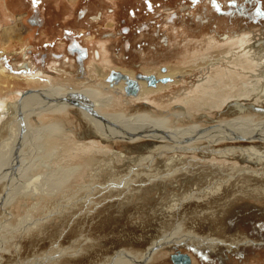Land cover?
I'll use <instances>...</instances> for the list:
<instances>
[{
  "label": "rangeland",
  "instance_id": "1",
  "mask_svg": "<svg viewBox=\"0 0 264 264\" xmlns=\"http://www.w3.org/2000/svg\"><path fill=\"white\" fill-rule=\"evenodd\" d=\"M2 4L12 18H15L18 13H24V23L32 27V32L26 36L0 35V51L3 49L5 52V63H0V66L4 64L9 68L6 71H0V115H4L2 112H6L0 122V166L5 165L6 154L17 135L13 128L15 112L18 110L16 100L19 98L16 90L23 91L28 87L52 88L50 83L44 79L45 77L51 78L54 85L60 82L68 84V91L75 88L77 80L81 81V84L86 83V86L93 85L97 89L103 90V87L110 83L108 76L113 68L126 71L132 77L136 75V72H150L151 74L161 72L171 77V81L168 82L171 84L170 86L161 89L155 87L150 89L145 86L144 88L149 89H143L142 92L144 90L149 92L139 99L121 95V104L117 102V106L112 108L109 114L120 118L134 115L139 119L157 117L163 120L166 116L170 117L172 114H176L178 117L182 115L181 119L185 123H191L190 120L188 121V117L186 119L184 112H190L187 111L189 106L194 109L197 107L196 103L201 102V94L194 91V87L204 83L207 75L213 77L216 74V71L212 69L210 72L206 71L209 64L205 66L202 60L197 63V60L191 59L194 51H200L206 47L208 35L214 36L220 43H226L230 38L237 37L236 34H242L247 29L255 35V47H264V19H262L263 23L259 24L247 22V19L243 17L231 18L217 13L216 9L211 6V0H0V7ZM171 12H175L179 16V19L173 24L169 20ZM206 14L210 17L209 21L206 20ZM200 15L205 17L204 22H199L197 19ZM35 16L38 18L41 16L43 19L41 24L30 19ZM11 21L9 19L7 23ZM123 25L128 26L127 31H122ZM109 33L114 35H109ZM227 35L229 36L226 38ZM166 37L169 38V43L165 41ZM72 39H78L89 49V57L85 60L86 73L84 75L79 70L75 56L66 48V43H70ZM103 45H105L106 51L102 48ZM27 47L32 50L29 54L25 52ZM98 51L101 55L100 59L97 58L96 52ZM56 52H61L62 57L55 56ZM43 53L47 55L43 57L44 61H41ZM24 62L27 64L32 62L37 71L41 70L42 78L31 79L26 75H19L18 71H22L19 65ZM197 64L198 66L202 64L200 69L195 67ZM55 65L60 69L57 72L53 69ZM202 66L206 68L203 70L204 73ZM210 66H212L211 63ZM97 67L101 69V74L96 70ZM164 68L166 71H162ZM10 70L14 73H11ZM24 71L27 73L29 70L24 69ZM224 76L227 78L225 73ZM229 81L231 83L228 82L230 84L228 89L233 84L232 79ZM161 85L165 86V84ZM62 87L59 92H68L66 90L68 87L65 86V89L64 86ZM221 87L224 91L225 84ZM109 92L115 93L111 90ZM188 92H190L189 95ZM33 95L28 97H33ZM118 95L115 94L117 97ZM187 99L191 101H187ZM30 104L33 103L30 102ZM36 105L35 109L43 112L33 116L31 110L26 111L30 112L28 115L29 127L40 131L42 127L46 126L48 133L43 128L44 132L51 135L46 137L47 141L43 139L40 148L37 147L36 157L39 156L40 161L55 164V166L59 165L63 169L79 167L82 163L88 162L94 154H88L86 150L78 148L81 145L79 142L84 139L82 134L85 132L86 126L81 111L73 106L57 110L54 106H52L54 108L41 109L40 103H36ZM201 112L204 111L201 110ZM206 113L213 116L216 114V112L211 113L208 110ZM171 117L175 118L174 115ZM15 124L17 129V121ZM55 130L59 135L54 134ZM61 134L67 135L68 138L63 140ZM90 138L88 137L86 140H90ZM120 140L111 141L109 144L103 142L97 148L104 149L103 147L107 144L109 150L126 151L131 147L130 150L135 152L134 143H125ZM135 154L137 153L135 152ZM95 156L96 159L101 157L106 159L110 164L109 176L117 175L123 169L120 167L122 164L116 161V155L106 153L103 156L102 154ZM2 159L4 160L2 161ZM203 161H207L208 167L211 166L209 158L200 162ZM95 165L98 167L93 171L96 176L86 177L93 178L95 183L108 182L107 179L101 183L102 175L97 172L100 168L99 162H96ZM194 166L196 169L197 165ZM83 171H87V167ZM199 177L198 175L196 177L198 179L195 178L193 181L200 183ZM116 179L118 178L116 177ZM81 181L77 177V179L69 181L67 188H75L73 194L76 199L86 196V193L91 191L89 196L92 197L93 202L87 205L88 207L80 204L75 206L77 204L72 202L75 200L74 198L68 204V199H65L69 197V194L65 192H63L64 194L58 193L55 198L50 197L51 202L44 201V205L41 204L40 207L45 209V213L51 212L54 203L56 205L59 202V205L70 206L67 207V211H64V215L55 221L51 219L47 228L36 229L32 232V236L24 234L26 238L23 240L18 239L15 242L13 240L14 247L6 245V250L10 251H0V264H35V258L37 256L39 258L45 251L50 250V247L57 241L62 247L59 250L58 264H102L106 263L120 249L132 254L145 252L153 240L162 238L164 232H173L175 236L194 234L206 239L217 238L232 243H241L245 240H264V234L257 233L260 225L264 226V198L241 196L236 193L233 186L226 187L217 194H212L213 196L209 195L208 191L206 194L201 193V188H198L196 200L175 207L174 210L168 211L167 215H160L162 208L174 205L172 204L174 198H180L186 191L195 190L192 189L196 188L195 182L187 181L185 185V180L180 179L179 185H182L183 188L176 187L177 185L168 186L163 191L157 192H146L147 189L137 192V187H131L132 194H127L125 203L116 205L115 202L111 207L103 203L101 198L106 193L102 194L97 186L88 189L81 196H76L78 193H76V189ZM202 182L203 186L207 185L204 178ZM91 184H93L92 181ZM203 192L205 191L203 190ZM71 206L75 207L70 210ZM28 210V208L23 210L19 206L18 208L14 206L11 212L15 214V220L1 216V213L0 220L17 225L22 221L19 219H22ZM42 211L35 208L32 214L37 216L42 214ZM49 214L51 213L46 215ZM162 220L165 221L164 224H160ZM262 231L264 232V229ZM16 236L19 237V234H11L9 237L16 239ZM33 240H37V242ZM189 246L181 244L178 246V250L188 252L194 259L197 258L199 261L197 264H264V248L261 251L258 249L256 253L253 249L245 250L248 253L246 257L241 252L231 253L229 254L230 259H224L223 262L218 260L219 262L213 263L208 259H219L218 255L221 253L199 256L197 251L193 250L197 245ZM172 251L171 253H173ZM74 254L78 255L71 259ZM149 264H173V262L168 254L157 257Z\"/></svg>",
  "mask_w": 264,
  "mask_h": 264
},
{
  "label": "bare ground",
  "instance_id": "2",
  "mask_svg": "<svg viewBox=\"0 0 264 264\" xmlns=\"http://www.w3.org/2000/svg\"><path fill=\"white\" fill-rule=\"evenodd\" d=\"M206 15V20L209 21L210 17L208 14ZM198 20L204 22L205 17L202 15L201 19ZM109 35L113 34L109 33ZM235 36L237 37L233 36L226 43H220L214 36L208 35L206 47L193 52L191 58L193 61L197 60V63H199L202 60L205 66L209 64L206 71L210 72L212 69L216 71V74L213 77L207 75L204 83L194 87V91L201 94V102L196 103L195 110L192 109V106H189L187 111L190 112H184L186 113L184 114L186 119L188 117V121L190 120L191 123H185L181 119L182 115L178 117L176 114H172L175 118L171 117L172 115L170 117L165 115L164 120L157 117L139 119L134 115L120 118L109 114L111 109L120 103L121 95L139 99L149 92L147 90L142 92L143 89H149L144 88L145 86L150 87V89H153L152 87L161 89L170 86L171 84L168 82L171 81V77L161 72L156 76L153 75L156 78L164 76L168 79L165 81L158 80L154 85L148 84L143 77H137L139 89L136 94L126 92L123 77L119 80L108 79L110 84L105 86L103 84V90L97 89L93 85L86 86V83L81 84L79 80H77L75 88H71L69 91V85L62 84L61 87L64 86V89L65 86L68 87L66 89L68 92H59V83L54 85L55 83L51 78L45 77L44 79L50 83L49 85L52 88H38V91L25 95L20 101L18 98L16 100L18 110L15 112L13 127L17 133L16 139L13 144L11 142L12 146L6 154V160H4L5 158L2 159V161H5V165L0 166V213L1 216L13 220L15 214L11 211L14 206H17V208L19 206L23 210L28 208L29 210L25 212L22 219H19L22 221L17 225L0 220V251H10L6 250V247L9 245L14 247L15 241L26 238L24 234L32 236V232L36 229L47 228L48 222L52 221L51 219L55 221V219L64 215V211H67V207L70 205H59V202L55 205L54 203V208L50 209L51 212L46 213L45 209L40 207L41 204L44 205L46 200L51 202L50 197L55 198L58 193L65 192L69 194V197L65 199H68V204L75 198L72 201L73 204H77L75 206H79V204L87 206L93 202L92 197L89 196L91 191L89 190L90 192H87L86 196H81V194L97 186L102 194L106 193L101 198L103 203L112 207L115 202L116 205L125 203L127 194H132L131 187H137V192L144 189H147L146 192L163 191L168 186L174 187L176 185V187L183 188L182 185H179L180 179L185 180L184 184L186 185L187 181L195 182L193 180L199 175L200 183L195 182L196 188H192L195 190L186 191L180 198H174L172 203L174 205L162 208L160 215H167L169 214L168 211L174 210L175 207L196 200L197 197L195 196L199 192L198 188H201L200 192L203 194L208 191L209 195H215L222 189L233 186L237 191L236 193L241 196L264 198V47H255V35L251 31L246 30V32ZM165 41L169 43V38L166 37ZM102 48L106 51L105 45ZM69 49L77 51V56L81 54V50L78 52L77 49H71L70 47ZM60 56L62 55L58 57ZM94 56L96 58V55ZM97 58H101L99 51ZM78 61L82 65V60L78 59ZM210 63L212 66H210ZM201 65L198 66L197 64L195 67L200 69ZM19 67L23 70V72L17 70L19 75L23 74L31 79L42 78L41 70L37 71L32 62L19 65ZM204 68L202 66V72L206 69ZM24 69L29 71L26 73ZM53 69L56 72L60 70L57 65ZM84 69V73H86L85 66ZM6 70H8L6 67H1L0 71ZM96 70L100 73L101 69L97 67ZM162 71H166V69L164 68ZM10 72L14 73L11 70ZM145 73L150 74V72ZM127 74L132 77L130 73L127 72ZM83 75L81 76L84 77ZM231 79L233 84L228 89L229 83H231L229 80ZM206 83L207 85H205ZM161 84H165V86ZM223 84H225L224 91L221 87ZM33 89L37 90V88ZM110 90L115 93L112 94L109 92ZM16 92L20 97L24 90H16ZM115 94L120 96L117 97ZM189 94L190 92H188ZM30 95H33V97H28ZM45 95L49 96L50 99L43 97ZM56 97H59V101L56 100ZM187 101L191 100L187 99ZM30 102L33 104H30ZM80 102H84L82 104L89 107V109L80 105ZM36 103H40L41 109L56 107L57 110H63L73 106L81 111L86 126L85 132L82 134L84 139L79 142L81 145L78 148L86 150L88 154H94L88 162L82 163L79 167L63 169L59 165L55 166V164L40 161L39 156L36 157L35 151L41 147L43 139L45 140L46 137L51 136L46 134V126L42 127L40 131L29 127L28 115L30 112L27 113L26 111L31 110L33 116L43 112L35 109ZM201 110L204 112H201ZM206 110L211 113L216 112L215 116L206 113ZM2 113L4 115H0V122L6 112ZM54 134L59 135L56 130ZM66 136L61 134L63 140L68 138ZM88 137H91L90 140H86ZM118 140L125 143H134V151L137 154L130 150L131 147L127 148L126 151L107 149V144ZM103 142L107 143L103 147L104 149H98L97 147ZM44 144L47 143L44 142ZM106 153L116 155V161L122 164L120 167L123 169L117 175L109 176L110 164L106 159L102 157L96 159L95 155L102 154L103 156ZM207 158H209L210 167L206 165L207 161L200 162L207 160ZM96 162H99L100 165L97 172L102 175L103 181L101 183L107 179L108 182L105 181V183L100 184V182L95 183L93 178L88 179L90 176H96L93 172L98 168L95 165ZM194 165H197L196 169ZM86 167L87 171H83ZM77 177L82 180L76 189V193L78 192L76 196H81L79 199H76L73 194L75 188H67L69 181L75 180ZM64 178L65 180H63ZM203 178L207 183V185L204 184L205 186L201 184ZM91 181L93 184H91ZM81 199L83 200L80 201ZM75 206L69 207L70 210ZM35 208L43 210L42 214L33 216L32 212L35 211ZM47 213L51 214L47 216ZM164 223V220L160 222V224ZM11 234H19V237L16 236L17 238L14 239L9 237ZM33 241L37 242V240ZM220 243H224L228 248L233 247L231 243L219 239L213 241L194 234L175 236L173 232H164L162 238L153 240L145 252L132 254L120 249L106 263L102 264H149L159 256L170 255L171 251L174 250L173 248L176 249L181 244L185 246L199 245V247H209L212 250V248L220 246ZM246 243L250 244V240ZM54 244L50 247V250L45 251L39 258L38 256L35 258V264H58L59 250L62 247L58 241ZM78 254L71 256V259H74ZM188 255L190 260L186 264H191V256L189 253ZM194 264H197V262H194Z\"/></svg>",
  "mask_w": 264,
  "mask_h": 264
},
{
  "label": "flooded vegetation",
  "instance_id": "3",
  "mask_svg": "<svg viewBox=\"0 0 264 264\" xmlns=\"http://www.w3.org/2000/svg\"><path fill=\"white\" fill-rule=\"evenodd\" d=\"M252 3H253V6H252ZM211 6L214 7V9H216L217 13H222L224 15H227V16L231 17V18L238 16L240 18H242V17L246 18L247 22H253V23L257 22L259 24L263 23L262 19H264V0H211ZM224 6H226V7H224ZM201 17H202V15H200L197 19H201ZM31 18H33V17H31ZM177 19H179V16L177 15V13L175 14V12H171V14L169 15V20H170L171 24L175 23V21ZM127 30H128V26L127 25H123L122 26V31H127ZM111 34H113V33H111ZM73 41L74 42L78 41L80 45L84 46L81 43V41H79L78 39H72L70 44H72V43L74 44ZM126 44L128 45V43H126ZM127 45H126V47H127ZM68 46H69V42L66 43V48H67V50L69 52L72 51V50H70L68 48ZM60 57H62V56H60ZM88 57H89V49L88 48H87V55L85 56V58L82 59V65H81V62L78 61V59H77V54L75 56V58L77 60V63H78L79 70H80V72L82 74L85 72V70H84L85 60ZM118 71L121 72V73H126L127 74L126 71H121V70H118ZM127 75H129V74H127ZM154 75L156 76V74H154ZM121 78L122 77L120 76V78L117 77V78H114V79L119 80ZM263 223H264V221H263ZM260 226L261 227H260L259 230H257V233L262 235V234H264V232L262 231V229H264V226L263 225H260ZM248 239H252V238H248ZM211 240L214 241V240H218V239L214 238V239H211ZM219 240H221V239H219ZM222 241H227V243H231L233 245V247L228 248V246L224 245V243H222V244L220 243L221 244L220 246L214 247V249L212 248V250L209 247H207V248H205L204 246H203L204 248L199 247V245H197L196 248H193V250L197 251L199 256L200 255H203V256H207L208 255V256H210V255H212L213 253H216V252L217 253H221V254L218 255L219 259H217V258L208 259V261L211 260L213 263H217V262H219L218 260L223 262L224 259H230V255L229 254H231V253L237 254V252H241V254H244V256L246 257L247 254H248V253H246L247 250H250V249L252 250L253 249L255 251L254 253H256L258 251V249H260V251H261V249L264 248V240H259V239L257 241L250 240V244L246 243L249 240H245L244 242H241V243H232L231 241H228V240H222ZM232 241H235V240H232ZM191 246L192 245H190L189 247H191ZM219 247H221V248H219ZM178 249L179 248L177 247L176 250L173 251V253H176L177 251H180ZM173 253H170V259H171V254H173ZM186 253H188V252H186ZM205 254H207V255H205ZM191 260H192L191 264H194V262H197V263L199 262L197 258L194 259V257H192V256H191ZM171 261H172V259H171Z\"/></svg>",
  "mask_w": 264,
  "mask_h": 264
},
{
  "label": "water",
  "instance_id": "4",
  "mask_svg": "<svg viewBox=\"0 0 264 264\" xmlns=\"http://www.w3.org/2000/svg\"><path fill=\"white\" fill-rule=\"evenodd\" d=\"M31 19L34 20V18H31ZM69 47L71 49H77L78 52H79V50H81V54L77 56L79 60L80 59L82 60L83 57H85L87 55V48H86V46L80 45L78 41H75L74 44L73 43L72 44H69L68 48ZM54 54H56L58 56L59 55H62L61 52H56ZM45 55L46 54L43 53L41 61H44V58L43 57ZM39 58H41V57H39ZM8 65H10V64H8ZM120 76L125 79V90H126V92L127 93H131V94H136L137 91H138V89H139V83H138L137 77H143V78H145L147 80V83L148 84H151V85H154L155 82L158 81V80L165 81V80L168 79V77H164V76L163 77L156 78L153 74H146V73H143V72H136V76L135 77H130L126 73L121 74L118 70H116L114 68L111 69V71L109 73V76H108V79H113V78H117V77H120ZM35 91H38V89L35 90V89L31 88V87L26 88L24 90V92L22 93V95L19 97V101L25 95L30 94V93L35 92ZM41 92H43V91H41ZM43 97H45L47 99H50V97L47 96V95H45ZM56 100L59 101V97H56ZM76 103H78V102L76 101ZM82 103H84V102H80L79 104L82 105V106H84V107H87V106L83 105ZM87 109H89V107H87ZM171 259H172V261H173L174 264H186L190 260L188 253L181 252V251H177L176 253L171 254Z\"/></svg>",
  "mask_w": 264,
  "mask_h": 264
},
{
  "label": "crops",
  "instance_id": "5",
  "mask_svg": "<svg viewBox=\"0 0 264 264\" xmlns=\"http://www.w3.org/2000/svg\"><path fill=\"white\" fill-rule=\"evenodd\" d=\"M23 15H24V13H18V14H16L15 18H12L10 16V14L7 13V11L5 10V8L3 7V4H2V6L0 7V35H3V36H19V35L20 36H26L27 34L30 35L31 34L30 32H32V27H30L29 25H28L29 26L28 27L27 24L24 23L25 17H23ZM33 18H34V20H36L35 22H37V24H41L43 21V19H41V16H40V18H38L36 16ZM9 19L12 21L7 23V20H9ZM25 52H28V54H29V52H32V50L29 47H27V49H25ZM70 52L74 56H76V54H77V51L72 50ZM4 54H5L4 50L1 49V51H0V63H5ZM97 56H98V52H97ZM7 63H9V62H7ZM25 63H27V62H24L23 65ZM57 63H59V62H57ZM10 65H12V64H10ZM1 67H6V66H4V64L3 65L1 64L0 68ZM7 69H9V68H7ZM47 83H49V82H47ZM62 84H65V83L60 82L59 83V89H60Z\"/></svg>",
  "mask_w": 264,
  "mask_h": 264
}]
</instances>
